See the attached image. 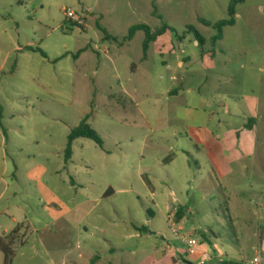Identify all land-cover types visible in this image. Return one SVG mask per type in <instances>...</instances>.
Wrapping results in <instances>:
<instances>
[{
    "label": "rangeland",
    "instance_id": "1",
    "mask_svg": "<svg viewBox=\"0 0 264 264\" xmlns=\"http://www.w3.org/2000/svg\"><path fill=\"white\" fill-rule=\"evenodd\" d=\"M232 1L0 0V236L20 232L12 264H194L189 236L242 246L250 264L264 232V0L238 5L217 41ZM137 26L170 30L146 52ZM88 115L104 149L79 139L58 175ZM41 166L75 208L62 230Z\"/></svg>",
    "mask_w": 264,
    "mask_h": 264
},
{
    "label": "crops",
    "instance_id": "2",
    "mask_svg": "<svg viewBox=\"0 0 264 264\" xmlns=\"http://www.w3.org/2000/svg\"><path fill=\"white\" fill-rule=\"evenodd\" d=\"M87 10H89V9H87ZM195 44H196V46H199V42L197 40H196ZM86 118H89V115ZM77 141H75V143ZM71 162H72V159L69 162L66 161V155H65L64 165L62 167H60L59 169H57L56 173L59 175V173L61 172V169H67L69 163H71ZM41 168H42V170H41L42 174L40 176V180L38 181V183L40 184L39 187H40L41 192L43 194L47 193V195H45V197H44L45 199H43V200L45 203H48L49 206H51L50 208L47 207V209L50 211V213L53 216L52 222L54 223V226L57 228L61 227V230H62L63 226L62 225L59 226V224H62V222H64L65 219L69 215H71V213L73 211H75V208L74 209L69 208L67 203L61 197H59L56 190H53L50 187H46L44 184H42V179L45 178L49 174V171L44 166H41ZM212 168H213L214 172L216 173V176L219 178V174H218L216 167L214 165H212ZM191 169L192 168L189 164L188 170H187V178L193 177L190 174ZM169 177L171 180H174V175L169 174ZM200 181H202V180H200ZM73 188H75V187H73ZM112 194L113 193L111 192V195ZM89 201H90V199L88 198V200L86 202H81L77 206V209H80L82 205H84L85 203H87ZM76 202H77V200L72 201V203H76ZM180 210H183V208H180ZM0 217H1V215H0ZM12 222H13V224H17V223H19V219L14 217ZM12 230H14V228H12L10 230L5 229V234L10 236V234H11L10 232ZM261 230H262V228H261ZM19 233H15L17 236L16 243L20 239ZM250 236H251V234H249V236H246V239H248V237H250ZM255 236H257V235H255ZM2 238L4 239V238H6V236H0V239H2ZM258 238H259V243L257 246L253 247L255 255H254V259L250 262V264H255L254 260L257 257L259 249H261V251H262V255H261L262 261H263L262 264H264V232H263V234L258 235ZM215 240H216V237H212L210 239H208V238L204 239L203 238V239L199 240V242L202 244L201 252H207L212 256V261L210 264H245V262L247 261V257H246L247 254L245 252L246 249H244L242 246H240V248H237L233 245L223 247V246L219 245ZM241 240H239V242ZM192 258L194 259V262H193L194 264H199L200 260H201V253H198L196 256H193ZM174 261L176 262V260H174Z\"/></svg>",
    "mask_w": 264,
    "mask_h": 264
},
{
    "label": "trees",
    "instance_id": "3",
    "mask_svg": "<svg viewBox=\"0 0 264 264\" xmlns=\"http://www.w3.org/2000/svg\"><path fill=\"white\" fill-rule=\"evenodd\" d=\"M247 0H233L229 9L230 19L221 21L217 23L214 28L219 31V35L216 40L220 41L223 39L224 29L227 27H233L236 25V16H237V6L240 4H244ZM207 26H211V24L204 22ZM143 30L147 34V40L145 42V51L147 52L150 44L156 42L159 37H161L164 33L170 30L169 27L165 26L161 31L153 33L152 30L147 26H137L131 30V36H133L137 31ZM194 31L196 35L197 41L200 43V46L205 45V39L202 35L197 32L195 29H191ZM89 118H86L82 124L74 129L68 137V146L66 150V161L69 162L73 156V144L75 141L79 139H89L94 141L100 148L104 149V140L99 135V133L94 130V128L88 124ZM145 230V229H143ZM17 241L16 234L10 235L7 238L0 239V251L5 256V264H12L15 258V250L14 246Z\"/></svg>",
    "mask_w": 264,
    "mask_h": 264
},
{
    "label": "built area",
    "instance_id": "4",
    "mask_svg": "<svg viewBox=\"0 0 264 264\" xmlns=\"http://www.w3.org/2000/svg\"><path fill=\"white\" fill-rule=\"evenodd\" d=\"M63 14L65 16L66 22L70 24H77L78 26H86V20L85 18L75 12L72 9H63ZM170 226L173 229V232L177 234L176 230L174 229L173 223L170 222ZM177 236V235H176ZM184 242L187 244L189 255L190 256H196L198 253H201V260L199 264H210L212 261V256L207 252H201L202 244L199 242V240L189 236L187 239L184 240ZM262 251L259 249L257 257L254 260L255 264H262Z\"/></svg>",
    "mask_w": 264,
    "mask_h": 264
}]
</instances>
